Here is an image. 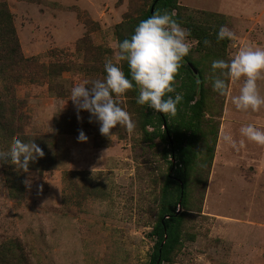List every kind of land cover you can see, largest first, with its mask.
Here are the masks:
<instances>
[{"label":"rangeland","instance_id":"obj_1","mask_svg":"<svg viewBox=\"0 0 264 264\" xmlns=\"http://www.w3.org/2000/svg\"><path fill=\"white\" fill-rule=\"evenodd\" d=\"M6 1L21 51L36 58L33 68L38 73L62 60L72 66L51 82L24 77L14 83L29 116L28 130L59 134L56 163L47 171L25 172V192L19 198L9 195L0 161V243L18 238L30 264H147L154 244L149 233L158 217L157 197L167 170L163 142L142 138L135 114L139 105L126 96L121 106L135 130L129 134L117 125L110 136L101 135L99 122L94 117L90 122L87 111L78 113L69 98L73 86L89 80L83 66L109 56L116 61V24L139 19L150 0ZM178 1L197 19H203L201 12L223 14L235 39L217 59L230 60L244 46L264 47V0ZM187 39L191 57L204 70L205 137L191 171L194 204L182 243L165 264H264V146L245 140L234 151L222 141L228 134L239 142V128L247 123L264 130V107L237 111L227 96L214 92L211 80L218 72H212L211 62L217 59L205 57L195 49L197 41ZM20 71L29 73V68ZM227 83L230 94L237 95L243 80ZM257 83L264 97V78ZM70 128L75 132H62ZM80 131L86 142H78Z\"/></svg>","mask_w":264,"mask_h":264},{"label":"trees","instance_id":"obj_2","mask_svg":"<svg viewBox=\"0 0 264 264\" xmlns=\"http://www.w3.org/2000/svg\"><path fill=\"white\" fill-rule=\"evenodd\" d=\"M153 7V12L151 9ZM181 5L178 0H150L141 17L137 20L122 21L116 24L117 43L130 38L135 27L141 20L147 19L154 13L167 12L173 16L176 22L190 32V38L195 39V49L205 57L213 56L215 59L226 54L229 40L217 42L216 32L224 25L223 14L214 12H201L203 19H197L195 14ZM132 20V19H131ZM124 27L127 31H124ZM209 43L205 45L204 41ZM118 46V45H117ZM101 48V47H100ZM105 49H102L104 51ZM191 52V50H190ZM111 59V56H109ZM97 61L88 67L83 66L86 78L102 79L104 76V62ZM130 78L126 62H116ZM35 57H25L21 51L14 15L6 0L0 1V152H7L12 142L20 139L24 142L33 140L44 155L29 163V169H37L38 172L47 171L56 163L55 147L58 131L45 134H35L28 130L29 116L23 112V100L17 97L14 83H21L24 77L29 82H38L41 79L62 76L64 71L71 70V62L62 60L53 62L38 73L33 66H38ZM28 69L29 73H23L20 69ZM197 70V73H195ZM197 80L200 83H197ZM176 91L183 94L182 102L177 105V114L174 118H168L163 114L155 113L146 105H139L135 114L138 118V126L142 131L145 141L155 139L163 142L161 154L167 163L163 184L157 197L158 217L149 236L154 244L147 264H165L171 260L182 243L183 227L188 211L194 204L191 195L192 168L195 167L198 147L205 137L203 129V117L205 114L207 91L205 88L204 70L198 61H195L190 53L183 58L179 73L176 76ZM138 88L133 86L122 97L126 101L136 103ZM120 100L121 97H120ZM137 104V103H136ZM65 133H74V129H62ZM216 137L211 144L214 156ZM4 166V177L9 186L11 198H19L25 192V172L17 169L0 159ZM192 171V172H191ZM0 264H30L21 241L18 238H8L0 243Z\"/></svg>","mask_w":264,"mask_h":264},{"label":"clouds","instance_id":"obj_3","mask_svg":"<svg viewBox=\"0 0 264 264\" xmlns=\"http://www.w3.org/2000/svg\"><path fill=\"white\" fill-rule=\"evenodd\" d=\"M190 32L180 26L167 12L154 13L141 20L130 38L118 43L115 60L126 62L129 72L127 77L118 63L112 59L104 62L102 79L84 80L70 89V100L77 112L83 110L99 122L101 135L110 136V130L119 125L131 134L135 130V122L124 107L120 97L134 84L138 88L136 103L146 105L155 113L174 118L177 105L183 100V94L176 91V76L179 73L183 58L188 56L191 43ZM232 41L235 33L225 25L216 32L217 42ZM205 45L209 42L204 41ZM211 70L215 74L211 80L212 90L220 96H227L237 111L257 112L264 107V97L260 95L257 81L264 78V47L244 46L230 60L217 59L211 62ZM243 80L237 95H231L228 80ZM199 84L200 81L197 80ZM79 118V117H78ZM239 142L232 136H222L223 143L232 150L239 151L245 140L264 146V130L253 123L241 125ZM78 142H86L83 131L77 136ZM44 155L41 148L32 141L24 142L16 139L7 152H0V159L14 165L23 172H28L29 163Z\"/></svg>","mask_w":264,"mask_h":264},{"label":"water","instance_id":"obj_4","mask_svg":"<svg viewBox=\"0 0 264 264\" xmlns=\"http://www.w3.org/2000/svg\"><path fill=\"white\" fill-rule=\"evenodd\" d=\"M151 12H153V7H152V9H151ZM195 73H197V70H195Z\"/></svg>","mask_w":264,"mask_h":264}]
</instances>
